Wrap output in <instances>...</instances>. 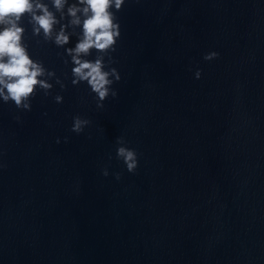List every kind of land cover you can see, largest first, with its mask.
Returning <instances> with one entry per match:
<instances>
[{
  "label": "water",
  "instance_id": "water-1",
  "mask_svg": "<svg viewBox=\"0 0 264 264\" xmlns=\"http://www.w3.org/2000/svg\"><path fill=\"white\" fill-rule=\"evenodd\" d=\"M117 16L103 109L27 25L67 88L31 111L0 102V264H264V0H128ZM76 114L92 121L79 134Z\"/></svg>",
  "mask_w": 264,
  "mask_h": 264
},
{
  "label": "clouds",
  "instance_id": "clouds-1",
  "mask_svg": "<svg viewBox=\"0 0 264 264\" xmlns=\"http://www.w3.org/2000/svg\"><path fill=\"white\" fill-rule=\"evenodd\" d=\"M127 3L128 0H0V102L31 111L38 92L48 96L56 85L67 88V72L62 79L32 54L25 39L30 25L34 37L63 50L58 55L65 65H71V84H85L96 107L103 109L110 96H118L114 84L122 79L119 69L113 66L112 53L122 35L117 13ZM218 56L219 52L211 49L203 59L211 62ZM202 72L197 68L194 77L200 79ZM54 100L63 103V94L56 93ZM15 118L20 120L19 115ZM91 123L89 118L76 114L71 130L82 133ZM116 145V158L129 173H134L139 166L137 150L129 146L124 136L116 138ZM3 167L0 162V168ZM102 174L108 176L109 169L104 167ZM115 175L120 179V173Z\"/></svg>",
  "mask_w": 264,
  "mask_h": 264
}]
</instances>
